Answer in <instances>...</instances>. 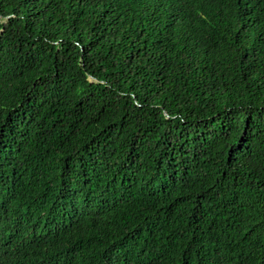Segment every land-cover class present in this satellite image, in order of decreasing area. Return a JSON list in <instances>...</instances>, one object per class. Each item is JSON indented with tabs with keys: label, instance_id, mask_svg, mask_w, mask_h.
<instances>
[{
	"label": "trees",
	"instance_id": "1",
	"mask_svg": "<svg viewBox=\"0 0 264 264\" xmlns=\"http://www.w3.org/2000/svg\"><path fill=\"white\" fill-rule=\"evenodd\" d=\"M0 264H264V0H0Z\"/></svg>",
	"mask_w": 264,
	"mask_h": 264
}]
</instances>
